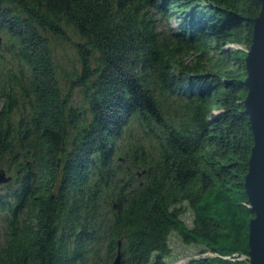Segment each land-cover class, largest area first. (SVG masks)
I'll use <instances>...</instances> for the list:
<instances>
[{
	"label": "trees",
	"instance_id": "trees-1",
	"mask_svg": "<svg viewBox=\"0 0 264 264\" xmlns=\"http://www.w3.org/2000/svg\"><path fill=\"white\" fill-rule=\"evenodd\" d=\"M259 10L0 0V169L12 177L0 264H114L118 250L119 264H168L172 230L210 253L190 263L248 264L244 80ZM175 15L178 28L160 27Z\"/></svg>",
	"mask_w": 264,
	"mask_h": 264
},
{
	"label": "water",
	"instance_id": "water-1",
	"mask_svg": "<svg viewBox=\"0 0 264 264\" xmlns=\"http://www.w3.org/2000/svg\"><path fill=\"white\" fill-rule=\"evenodd\" d=\"M247 94L245 111L253 134V145L244 187L253 216L248 228V264H264V0L254 18L252 40L245 57ZM0 169V184L11 180ZM119 250L114 264H119Z\"/></svg>",
	"mask_w": 264,
	"mask_h": 264
},
{
	"label": "rangeland",
	"instance_id": "rangeland-1",
	"mask_svg": "<svg viewBox=\"0 0 264 264\" xmlns=\"http://www.w3.org/2000/svg\"><path fill=\"white\" fill-rule=\"evenodd\" d=\"M178 15L172 16L171 18H163L160 21V27L162 26H172L178 28L179 21ZM72 45L69 42H63L60 45V56L63 65L66 67V70L71 68V65L75 63L76 53ZM213 59L216 60V57ZM181 219L186 223L188 227L192 226L193 223V213L192 211L186 207L185 211L181 214ZM169 245L171 248V252L168 255L164 256V260L168 264H196L190 263L192 259L200 258L203 256H210L208 252H201V246L195 244H189L182 241L180 235L172 230L169 235Z\"/></svg>",
	"mask_w": 264,
	"mask_h": 264
},
{
	"label": "built area",
	"instance_id": "built-area-1",
	"mask_svg": "<svg viewBox=\"0 0 264 264\" xmlns=\"http://www.w3.org/2000/svg\"><path fill=\"white\" fill-rule=\"evenodd\" d=\"M248 51V49H245V52H247ZM247 259H248V256H247Z\"/></svg>",
	"mask_w": 264,
	"mask_h": 264
}]
</instances>
